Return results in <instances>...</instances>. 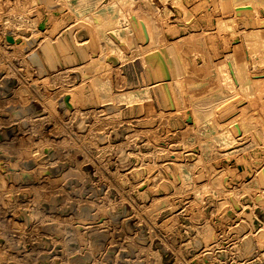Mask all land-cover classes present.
Masks as SVG:
<instances>
[{"label":"rangeland","instance_id":"374dc122","mask_svg":"<svg viewBox=\"0 0 264 264\" xmlns=\"http://www.w3.org/2000/svg\"><path fill=\"white\" fill-rule=\"evenodd\" d=\"M184 1L66 0L70 6L73 19L78 18L82 25L89 27L94 38L104 37L98 40L99 43L96 46V51L102 57H104L106 50L110 48L118 49L113 43L109 42L107 36L102 35L104 33L103 29L111 28L117 22L123 34L129 33L133 35L134 26H136L137 32L140 33L142 28L152 25L151 32L147 34V41H143V44L141 43L140 45V43L135 42L134 45L128 47L120 43L123 46V50L119 52L122 62H119V67L116 70L100 68L93 75L92 83L89 82L87 77H81L78 79L79 81L76 79L77 85L75 87L78 88H74L73 95L74 99L76 98L75 101L78 107L81 109L80 112H83V114L80 112L73 114L74 111L70 110L64 112L63 107L58 105V103H56V108L53 109L43 99L48 95L56 100L58 97L55 91L61 88L60 85L67 86L72 83L73 77L70 68L82 64V59L75 50L68 30L62 27L67 22L66 19L61 20V22L63 21L62 26L56 20L57 15L53 14H42L39 19L32 21L35 17L34 15H29L27 11L20 9L9 11L11 3L7 1V4L6 2H0V16L2 14L0 22L6 21L7 18L9 24L12 21L11 24L14 26L17 24L29 25L34 32L36 29L35 33L40 35L53 36L59 30L54 42L58 39L59 43L66 47L65 50H67H64L66 53L63 52L64 54L61 55L62 52L56 49V53L59 54L57 55L59 62L55 66L58 71L54 72V70L48 68L43 59L39 47L41 44L31 48L37 52L42 61L43 74L47 72L50 77L45 84L38 83V80H40L37 78L39 73L34 61L31 62L30 59H27L28 63L24 64L21 62L19 55L16 57L14 53H11L13 54L11 56V54L3 53L0 50V80L9 71L14 86H17L20 82L25 83L26 89L28 88L27 92L23 91L21 92L23 94H20L23 100L22 98L19 99L20 97H16V99L18 98L16 101L14 100L15 96L14 98H9L11 101L14 100L13 102L10 101L12 105L18 103L17 105L20 107L24 106L27 108L25 115L28 116V119L24 116V118L17 117L12 122L5 123L6 125H11L12 123L11 127L14 126L13 132L18 136L23 134L20 136L23 138L25 135V142L33 140L38 146L37 142L43 135L55 140V142H59L60 150L57 152L58 155H62V160L65 159V163H72V170H69L70 167L65 170L69 181L72 178H77L80 182L84 181L88 186L93 185L94 191L98 194L97 199L103 200L104 203L106 202L107 215L114 217L113 225L117 229L119 228L118 230L120 231H118L119 235L114 238L117 241H115V248L113 249L114 262L116 264H125V261L135 259V256H137V261L140 258L139 263L136 261L137 264H264V204H256L257 206H254L249 196L255 190L258 181L251 170H247L245 172L246 175L239 173L232 175V173H229V169L233 167L234 160L238 155L246 154L244 157H248L249 154L255 155L256 152L261 155L260 148L264 146V129L261 125H257L258 127L253 130L254 138L257 139L255 146L249 142V139H243L241 140L243 142H237L240 144L234 147L230 144V136L227 135L228 132L226 131L229 124L223 122L220 126L216 125L212 114L224 105L226 98L224 96L227 95L224 90L212 85L215 76L214 67L202 69L203 57L206 55V51L200 40H194L189 37L181 27L183 22L182 13L175 6L178 5L177 3H183ZM229 2H236L239 9L261 7L264 10V0H230ZM2 5H5V7ZM119 11L123 14L118 15ZM256 15L259 17L257 12ZM136 18L139 20H136ZM128 19H131V21H128ZM147 20H149L148 23ZM140 23H143V26H140L142 28L139 29ZM72 28L75 29V26ZM253 36V40L247 43L252 52L255 51L254 57L257 59L260 54L264 53V21L258 23ZM4 38L7 41L10 40L8 36H4ZM154 50H157L158 54H163L164 57L167 56V58L171 59L176 69H178L180 75H177L172 69L171 79L182 78L181 75H184L188 80H191V86L200 92L198 98L201 104L196 107L197 116L193 117L190 109V105L194 104L195 101L189 102L188 106L185 107L184 115L189 127H186L185 123L179 121L175 115L168 118L167 123L157 121L161 117V105L157 99L156 91L149 86L152 73L149 70L153 69L157 72L164 82L167 81V77L164 75V69L159 63V59L154 60L148 57L150 52ZM220 52L221 49L218 47L211 54L216 55L220 54ZM27 53L28 51L25 52V54ZM190 56H193L190 62H193L194 68L189 64ZM158 65L160 66L158 67ZM172 66L174 68L173 64ZM260 66V64H257L255 69ZM67 68L69 70H66ZM57 72L60 73L54 78ZM147 74L150 75L147 76ZM30 78H37L38 80L36 79L37 82L35 84L38 87L43 85L44 87H41L42 90L46 87L44 93L41 88L42 92L38 91L37 87L32 86L33 80H30ZM171 86H166V93L168 100L175 105ZM139 88L143 89L144 92H148L153 99V108L156 114L151 118V121H153V128H156L154 133L166 137L174 148L180 147L188 160L187 165L180 167L177 171L176 169L174 170L176 173H173L174 171L172 172V170L164 172L166 170L163 167H155L156 169L150 170L154 175L158 174L163 181L166 182L165 179H168L169 182H166V185H162L163 183L157 184L153 187L154 191L151 190L150 193L143 194L138 193L143 191L148 185L142 184L138 186L137 183L143 180L146 182V178L150 177H148L146 169L149 161L158 160V155L156 156L158 151H153L151 155V151L148 150L145 142L147 135L141 129L147 125V119L149 118L139 111L137 101L132 100V98L106 99L103 103L95 101L101 95L107 96L110 93L121 95ZM26 93L28 95H24ZM36 93L39 95L37 96ZM52 93L54 96L51 95ZM173 93L175 96L177 95L176 97L179 96L176 90H173ZM181 94L183 97H189V91L185 87ZM31 95L34 96L32 97ZM34 97L35 99H33ZM24 103L26 104L24 105ZM173 108L179 112L177 106ZM107 115L110 116L107 117ZM14 121L15 123H13ZM96 125L98 127L102 125L104 131V133L103 131L97 133L102 134L101 136L98 135L99 138L96 137L95 131H93L95 130L94 127L97 128ZM31 126L36 128L35 131L38 133H32L29 129ZM241 126H244V129L249 127L247 123H243ZM30 133L32 135H29ZM243 145L245 149H242ZM165 154L161 153L160 157H164ZM150 171L149 173H151ZM168 172L169 175L167 174ZM171 176H173V180L170 179L172 178ZM64 181L67 182V178H64ZM38 183L39 179L36 180L35 186L29 183L30 186L25 189L27 192L25 194L33 196L35 193L34 188L39 189ZM0 193V242H4L1 234H7L6 231L14 235L11 243L5 246L4 250L0 247V264H6V259L2 257L3 255H9L11 250V253H18L20 249L25 254L27 253L25 259L30 264H37V262L40 264V258L38 253H36L39 250V247H37L38 242L41 237L47 235V232H55L59 220L53 219V221H50L45 216L42 223H40L41 220L38 218L35 221V225L36 223L38 225L32 233L31 227L19 217V212H15L19 205L18 201H16L17 198L9 192L0 190ZM246 217L249 218L247 219ZM46 218L49 220L48 222ZM107 219L103 217L101 219V221L103 220L102 223L104 221L107 222L109 220ZM60 220L63 226L65 225V228L61 229L64 230L65 234H69V221L67 219ZM248 223L252 226L249 225L250 227H248ZM214 224L218 226L215 229L216 231L213 229ZM39 225L42 228L41 230ZM43 225L44 227L47 225L45 227L47 230H45ZM248 231L251 233H248ZM246 233L247 236L244 239L243 236ZM205 238L209 241L207 245L206 243L208 242H206ZM110 240H107L106 245H108ZM140 244L144 247L149 246L151 251L149 253L146 250L138 251L137 246ZM199 254H204L203 258H199Z\"/></svg>","mask_w":264,"mask_h":264},{"label":"bare ground","instance_id":"6f19581e","mask_svg":"<svg viewBox=\"0 0 264 264\" xmlns=\"http://www.w3.org/2000/svg\"><path fill=\"white\" fill-rule=\"evenodd\" d=\"M6 1L11 3V8L9 9V11L15 9L27 11L29 15L35 16L34 19H32V21L39 19L42 14H53V15H57L56 20L59 22V24L61 23L62 26L63 21L61 22V20L66 19L67 22L64 23L62 27H65V29L68 30V33L71 37V41L75 46V50L82 59V64L70 68V71L72 70L71 73L73 77L71 81L72 83L67 86L60 85L61 87L60 89L57 90L55 89L56 90L55 92L58 93V95L57 93H55L56 96L58 97L56 98V100H54L52 96H48V95L46 97L43 96L45 97L43 99L45 100V103H48L53 109L56 108V103H58V105L63 107L64 112L66 110H70V111H74L73 114L75 112L79 113L81 111V109L77 105V102L75 101L76 98L74 99V95H73L74 88H78L75 87L77 85L76 79L78 80L81 77H87L89 79V82L92 83L93 75L95 74V72H98L100 68L103 67L108 70L109 69L116 70L119 67V62H122V57L119 54V52L123 50V46H121V44L123 43L126 46L130 47L134 45L136 42V43H140L141 45V43L143 44V41L145 40L147 41V34H149L152 29L151 28L152 25L142 28L140 26H143V23H140L141 25H139V29L142 28L140 33L137 32L136 26H134L133 35L129 33L125 35L120 30L121 27L117 22L114 23L111 28L103 29L102 31L104 33L102 35L107 36L109 42L113 43V45L118 49L110 48L109 50H106L104 57H102L99 54V52L96 51L97 50L96 46L99 43L98 40H101L104 37L94 38L89 27L82 25L80 19L78 18L73 19L70 6L66 2V0H0L1 3L3 2L5 3ZM229 1L230 0H201V1L185 0L183 3H177L178 5H176L175 7L180 9L182 13L183 22L181 27L183 30H185V34H188V36L193 38L194 40H200V42L204 46L203 48L206 51V55L203 57L202 69L204 70L210 67H214L215 76L212 85L219 87L218 89L224 90L225 94L227 95L224 96L226 97L224 100L225 101L224 105L217 112L212 114V116L215 118L216 125L220 126L222 125L223 122H227L229 124L226 129V131L228 132L227 135L230 136L229 142L234 147H237V145L240 144L237 142H240L243 139L244 140L249 139V142H251L252 145L256 144L257 139L254 138L255 135H253L254 133L253 130L258 127L257 125H261V127L264 129V66H262V64H264V53L260 54L259 57L255 59L254 57L255 51L252 52L251 48H249V45L247 43L248 41L253 40L254 37L253 35L255 34V30L257 28L258 23L264 21V10H262L261 7H255V8L246 7L239 9L236 2L232 3ZM2 6L5 7V5ZM256 12L258 13L259 17L256 15ZM122 14L123 13L121 11L118 12V15H122ZM1 16L0 18L2 19ZM5 16L7 17L6 14ZM137 18L136 20H139ZM6 21L0 22L1 23L0 38L2 35V38L0 39V50H2L3 53H7V54L14 53L16 57L17 55H19L21 62L24 64L27 62V59H30L31 62L32 61L35 62V65L37 67V72L39 73L37 78H39L40 80H38L37 78L35 79L30 78V80H33L32 86L37 87L39 91L43 85L38 87L37 84H35L37 80L39 84L40 83L45 84V82H47L46 80H49L50 77L47 75V72H45L46 74H43L44 68L42 61L39 55L37 54V52H35V50L31 48L35 47L36 45L39 46L41 44L39 47L42 52L43 59L47 64L48 68L54 70V72L58 71V69H55V66L59 62L57 57V55L59 54L56 53V49L62 52L61 55L66 53L64 52L66 47L61 45L58 39L54 42V40L58 36L57 33L59 32V30L56 33L57 36L56 34L53 36L46 34L40 35L35 33L36 29L34 32V30H32L29 25L17 24L16 26H14L11 24L12 21L10 24L9 21L7 22ZM128 21H131V19L130 20L128 19ZM148 21L149 20H147V23ZM132 24L134 25L133 22ZM135 24L137 23L135 22ZM154 25L156 24L154 23ZM73 26H75V29L72 28ZM163 27L162 29L164 32ZM4 36L5 37L8 36L10 40L9 41L5 40ZM47 38H49L50 40ZM218 47L221 49L220 54H216V55L211 54ZM142 50L144 49L142 48ZM27 51L28 53L25 54V52ZM71 51L73 52V50ZM12 55L13 54H11V56ZM26 56H28V58H26ZM148 57L154 60L159 59V63L162 65V68L164 69V73H165L164 75L167 77V81L164 82L157 72H155L153 69L149 70V72H152L149 81L150 82L149 86L152 89L154 88V90L156 91L157 99L159 100L161 105V109H160L161 117L158 118L157 121H159L160 123L161 122L167 123L168 118H171V116L175 115L177 119H179V121L184 122L186 127H189L187 126V121L185 120V115H184V111L186 110L185 107L188 106L189 102L191 103L195 101L194 104L190 105V109L192 110L191 111L192 116L196 117L197 116L196 107L197 106L199 107L201 104L198 98L200 92H198L197 89H194L191 86V80H188V78H186L184 75H181L182 78L177 77L175 79H171L172 69H174L177 75H180V73L178 72V69H176V66L172 62V60L167 58V56L164 57L163 54H158V51L154 50L150 52ZM178 58L180 57L178 56ZM191 59H193V56H190L189 62L191 61ZM172 64L174 65V68ZM189 64L192 68H194L193 62H190ZM257 64H260L261 66L258 69H255ZM159 66L160 65H158V67ZM251 69H253V71H251ZM66 70H69V68H67ZM61 72L64 73V71L62 70ZM59 73L60 72L55 73L54 78H56ZM149 75L147 74V76ZM10 77L11 75L9 71H7V73L3 77H1L2 79L0 80V190L3 192L5 191L7 193L9 192L17 198L16 201H18L19 205L16 208V210L15 209L14 210L15 212L18 211L19 217L23 219L24 222H26L29 227H31L32 233L34 228H36V226L38 225L37 223L35 225V221L38 218H40L41 220L40 223H42L45 216L48 217L50 221H53V219L59 220L57 223V227L56 228L54 227L55 232L54 233L47 232V235L41 237V239L38 242L37 247H39V250L36 249L38 250V252L36 253H38V256L40 258L39 259V261L41 262L40 264H110V263L116 264L114 262L113 249L115 248V243L117 242L116 240H114V238H116L117 235H119L118 234L119 228L117 229V227L113 225L114 217L112 215L110 216L107 215L108 214V212H106L107 205L105 206L106 202L104 203L102 199H101L102 201H100V199L99 200L97 199L98 194L94 191V188L92 187L93 185L88 186L84 181L80 182L77 178L76 179L72 178L69 181L67 174H65V170H67L68 167L71 168L72 163L71 164L65 163L66 162L65 159L62 160V155L61 156L58 155L57 152H59L60 150L59 142H55V140L50 139L48 137H44L43 135L42 137H40L41 139L38 140L37 142L38 146H37V144L33 142V140L32 141L28 140L25 142L26 139L25 135L23 138L20 137L23 135L22 133H21L22 135L19 136L15 134L13 132L14 126L11 127L12 123L11 125L8 124L6 125L7 122L10 121L12 122L17 117L19 118L23 116L25 118L28 117L25 115L26 114L25 112H27L26 107H24L23 105L22 106L24 108L20 107L19 105H17L18 103L16 105L11 104V102H13L14 100L17 101L19 97H20L19 99H21L22 98L21 95L23 94V93L21 94V92L23 91L27 92L28 88L26 89L25 83H20L19 81H18L19 84L17 86L15 85L16 86L15 87L13 84V79H11ZM49 83L47 84L49 85ZM167 85L169 86L172 85L171 86L173 88L172 96L175 105H173V103L168 100V96L166 93ZM184 87L187 88V90L189 91L188 98L192 100H189L187 97H183V95L181 94L183 92ZM45 89L46 87L44 88V90ZM44 90H42L43 93ZM173 90L177 91V93L179 94L178 97H176L177 95L176 96L174 95ZM53 93L51 95H53ZM24 95H28V94L26 93ZM38 95L39 94H37V96ZM134 95L136 96L133 97ZM14 96L15 99L13 101L9 100V98L10 99L14 98ZM31 96L33 97L34 95ZM16 97L18 98L16 99ZM129 98H132V100H136L139 111H141V113H143L145 117L149 118L147 119L148 122L147 125L141 128L143 129L142 131L143 132L145 131L147 135V139L145 142H146V146L148 147V150L151 151V155L153 151H158L156 154V156L158 155L157 161L148 160L149 165L147 166L146 169L148 172V177L149 176L150 177L146 179L149 180L148 181L146 180V182L143 180L144 182L142 181L137 183L138 186L142 184L148 185L143 191H140L138 194L150 193L151 190L154 191L153 187L156 186L157 184L159 185L163 183L162 185H166V182H169L168 179H165L166 182L163 181L158 174L154 175V173L151 172L150 170H152L155 167H163L166 170L164 172H167L168 170L170 171L172 170L173 172L175 169L177 171L179 170L180 167H184L185 165H187L188 160L186 159L184 151L180 147L174 148L171 145V142H169L166 139V137H162V135H157L156 133H154L156 128H153V121H151L152 120L151 118H153L156 112L153 108V101H152L153 99L151 98V95H149L148 92H144L143 89L139 88L133 91H129L128 93L126 92L122 93L121 95H118L117 93L116 94L110 93L107 96L101 95L95 101L103 103V101L106 99L116 100V99H129ZM33 99H35V97ZM8 100L9 102L10 101L11 102L9 103ZM25 104L26 103H24V105ZM175 106L178 107L179 112L175 111V108H173ZM13 113L16 115H14ZM80 113L83 114V112ZM108 116L110 115H107V117ZM101 122L104 123L102 120ZM13 123H15V121ZM243 123H247L249 127L244 129V126H241V124ZM245 127L247 126L245 125ZM29 129L31 130L32 133L37 132L35 131L36 128H34L33 126H31ZM94 129L95 130L93 131H95L94 133L96 137L99 138V136H101L102 134L101 133L97 134V133L99 131H103L102 125H100L99 127L97 126V128L94 127ZM29 135L32 134L30 133ZM242 149H245L244 145L242 146ZM260 149H261V155L257 154L256 152L255 155L249 154L248 157H244L246 156V154L238 155L237 157L235 156L236 158L234 157L235 158L234 165L229 169V173L230 174L232 173V175L235 173L246 175L245 172L247 170H251L253 172V175L256 177V180L258 181L255 190L253 191L252 194L249 195L250 198L252 199L254 206H257L256 204H264V146ZM161 153L163 155L166 153L164 156L165 158L162 156L160 157ZM70 168L69 170H72V168L71 169ZM149 171L151 173H149ZM173 173L176 172L174 171ZM167 174L169 175V172ZM173 176H171L172 178L170 179L173 180ZM64 178L65 179L67 178V182L64 181ZM38 179H39V183H38L39 189L34 188L35 193L33 194V196H29L30 194L26 195L25 193L27 192L25 191V189H27L30 186L29 183L35 186L36 180ZM85 196L86 198H84ZM111 205L113 204L111 203ZM244 205L246 206L245 203ZM103 217L104 218L106 217L109 220L107 219L108 220L107 222L104 221V223H102L103 220L101 221V219ZM246 218L248 219L249 217ZM48 219L47 222L49 221ZM60 219H67L69 221L70 223L69 234H65L64 230L61 229V228H65L64 227L65 225L63 226ZM250 220L249 222H251ZM249 225L250 224L248 223V227L252 226ZM217 227H218L217 224L216 225L214 224L213 229L215 230L217 229ZM41 229L42 228L40 226V230ZM45 230H47V228H45ZM249 232L250 231H248V233ZM6 233L7 234L5 233L1 234V238L4 241V242H0V247L3 248L2 250L6 248L5 246H8L11 243L14 236L9 231H6ZM246 236L247 233L243 236V238ZM109 239L111 240L109 241L108 245H106L107 240ZM205 240L206 242H208V243L205 242L206 245L209 244L207 238H205ZM147 247H144L140 244L139 246H137V249L138 251L146 250L149 253V251L151 250H149V246ZM11 251L9 255L2 256L6 259V264H30L29 261L25 259L26 258L25 255L27 253L25 254V252H22V249H20L19 252L15 254L14 252L11 253ZM207 254L205 255L208 256ZM203 256L204 254H199L198 257L203 258ZM135 257H136L135 259H132L133 261L132 260L125 261V264H137L140 258L137 261V256ZM38 263L39 262H37V264Z\"/></svg>","mask_w":264,"mask_h":264}]
</instances>
